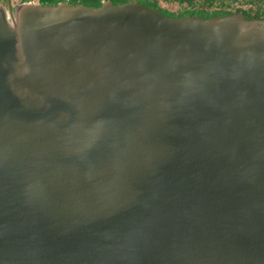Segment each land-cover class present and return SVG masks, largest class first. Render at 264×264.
Returning a JSON list of instances; mask_svg holds the SVG:
<instances>
[{
    "label": "water",
    "instance_id": "obj_1",
    "mask_svg": "<svg viewBox=\"0 0 264 264\" xmlns=\"http://www.w3.org/2000/svg\"><path fill=\"white\" fill-rule=\"evenodd\" d=\"M0 264H264V21L1 7Z\"/></svg>",
    "mask_w": 264,
    "mask_h": 264
},
{
    "label": "flooded vegetation",
    "instance_id": "obj_2",
    "mask_svg": "<svg viewBox=\"0 0 264 264\" xmlns=\"http://www.w3.org/2000/svg\"><path fill=\"white\" fill-rule=\"evenodd\" d=\"M25 2L41 5L67 3L100 7L104 3L123 5L137 3L170 17L243 18L247 21H264V0H0L8 8Z\"/></svg>",
    "mask_w": 264,
    "mask_h": 264
},
{
    "label": "rangeland",
    "instance_id": "obj_3",
    "mask_svg": "<svg viewBox=\"0 0 264 264\" xmlns=\"http://www.w3.org/2000/svg\"><path fill=\"white\" fill-rule=\"evenodd\" d=\"M19 5H20V4H19ZM1 7H3L4 10L8 13V12L10 11V8H11L12 11H13V10H15V7H16V6H12V7H10V8H9V7H8V8H5L4 6H0V9H1Z\"/></svg>",
    "mask_w": 264,
    "mask_h": 264
}]
</instances>
